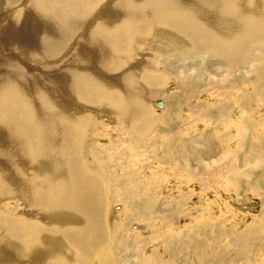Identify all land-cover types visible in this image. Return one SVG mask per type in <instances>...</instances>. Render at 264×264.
Returning a JSON list of instances; mask_svg holds the SVG:
<instances>
[{
	"label": "bare ground",
	"instance_id": "obj_1",
	"mask_svg": "<svg viewBox=\"0 0 264 264\" xmlns=\"http://www.w3.org/2000/svg\"><path fill=\"white\" fill-rule=\"evenodd\" d=\"M103 2L0 0V11L21 4L3 15L13 27L2 16L0 23V37L15 43L0 56V207L16 200L29 216L15 210L0 222V236L12 241L0 237V264L112 263L120 225L109 217V198L136 190L123 177L122 193L111 190L104 148L94 142L114 121L138 141L148 134L155 119L138 92L166 87L172 57L196 53L231 65L264 51V0Z\"/></svg>",
	"mask_w": 264,
	"mask_h": 264
},
{
	"label": "rangeland",
	"instance_id": "obj_2",
	"mask_svg": "<svg viewBox=\"0 0 264 264\" xmlns=\"http://www.w3.org/2000/svg\"><path fill=\"white\" fill-rule=\"evenodd\" d=\"M103 1L107 6L115 0ZM20 5L2 9L0 23L1 16L2 20L5 13L12 16L9 11ZM8 22L3 20L2 25L13 27L12 20ZM11 39L0 37V56L11 53L7 49L14 47ZM260 46L263 50L264 42ZM260 51L231 65L196 53L172 57L163 73L169 78L166 87L159 92L145 86L138 92L155 119L148 134L138 141L115 128L114 121L100 139L103 142H94V150L105 149L104 163L116 180L111 190L122 193L126 186L117 183L120 178L137 192L109 198V217L120 225L111 237L110 264H264V51ZM184 73L192 77L183 79ZM178 74L180 78H174ZM143 75L136 76L143 81ZM158 100L165 110L155 106ZM93 109L100 119L110 121L109 115ZM2 203L7 204L0 207V222L9 221L15 210L29 217L21 202ZM2 233L4 244H11V236Z\"/></svg>",
	"mask_w": 264,
	"mask_h": 264
},
{
	"label": "water",
	"instance_id": "obj_3",
	"mask_svg": "<svg viewBox=\"0 0 264 264\" xmlns=\"http://www.w3.org/2000/svg\"><path fill=\"white\" fill-rule=\"evenodd\" d=\"M156 106L159 108V109H164L165 108V104L162 100H158L156 102Z\"/></svg>",
	"mask_w": 264,
	"mask_h": 264
}]
</instances>
